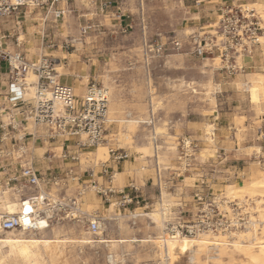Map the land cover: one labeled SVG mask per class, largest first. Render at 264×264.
I'll use <instances>...</instances> for the list:
<instances>
[{"label":"rangeland","instance_id":"374dc122","mask_svg":"<svg viewBox=\"0 0 264 264\" xmlns=\"http://www.w3.org/2000/svg\"><path fill=\"white\" fill-rule=\"evenodd\" d=\"M24 9L31 14L29 20L35 17L36 25L45 30V48L49 50L39 52L37 59H53L61 83L73 82L79 96L93 84L109 93L105 142L83 150L78 161L82 173L88 176L96 165L109 163L110 148H124L143 157L135 169L140 185L146 176L155 179L154 165L151 171L139 169L147 165V157L153 161L158 158L161 168H175L179 156L181 139L172 136L168 122H173L172 131L178 135L185 128V120L194 119L199 124L189 130L194 132L191 140L199 145L196 160L200 168L187 176V188L194 190L196 176L204 174L208 186L223 201L230 192L239 197L233 204H225L234 209L239 228L208 236L220 237L215 239L220 251L232 248L239 235L245 239L248 231L253 234V225L260 229L264 226V198L248 189L230 188L249 186L264 177V98L260 107L252 104L241 84L248 75H264V20L258 19V14L264 12V0H65V14L60 19L46 9ZM230 9L249 26V36L260 38V44L254 45L251 55L236 60L233 57L228 64L219 54L198 56L191 39L212 34V26ZM199 18L201 26L195 25ZM20 41L24 42L22 34ZM174 41L183 45L181 51L175 50ZM157 43L164 45L162 56L155 52ZM235 65L237 71L232 70ZM151 118L155 119V128L143 123ZM154 130L161 138L157 151L150 142ZM167 133L169 136L164 138L162 135ZM168 147H173L176 155H168ZM43 152L37 151L35 158L43 157ZM164 175L168 177V173ZM123 184L124 176H117L116 185L121 189ZM177 188L186 195V208L192 209V192ZM174 190L163 194L166 197ZM84 201V210L99 213L104 219L98 234L91 233L85 223L70 220L53 221L46 233L37 236L25 235L21 230L0 233V264H214L209 257L216 256V250L196 252L198 241L206 238L207 246L212 243L210 237L170 248L166 242L170 236L156 212L159 206L131 214L132 210L120 212L115 205L103 207L93 193H88ZM170 201L175 204L177 198ZM154 213L158 214L160 227L150 216ZM133 238L152 242L132 243ZM101 239L110 240V244H101ZM244 241L245 246L251 245ZM241 261L237 258L234 264Z\"/></svg>","mask_w":264,"mask_h":264},{"label":"built area","instance_id":"2783aa9c","mask_svg":"<svg viewBox=\"0 0 264 264\" xmlns=\"http://www.w3.org/2000/svg\"><path fill=\"white\" fill-rule=\"evenodd\" d=\"M64 5L65 0H0V18H10L24 8H41L60 19L65 14ZM242 20L237 14L234 15V10H227L212 26V34L193 37L190 45L198 56L219 54L225 64L233 57L236 60L249 56L254 45L260 44V38L249 36L247 29L250 28L242 24ZM8 38L0 36V62L6 64L14 94L7 106L0 105V192L18 196L20 207L15 214L0 212L4 232L36 230V221L46 219L50 224L56 220L85 223L91 233L98 234L104 219L99 213L91 214L83 209L88 193L95 194L109 207L117 206L124 213L142 202L144 210L159 206L164 229L170 237L194 238L239 228L234 209L225 205L233 202L226 198L223 201L219 194H215L204 174L196 176L197 184L191 196L194 204L192 209L186 208V196L179 193L177 186L182 185L187 176H192L193 170L200 168L196 160L199 145L189 137L181 138L175 168H161L156 159V202L141 200V188L135 182L121 189L113 187L115 175L106 168V163L101 167L107 185L101 184L93 173L87 181L82 180L72 169L51 176L38 172L34 161L35 148L40 142L60 144L65 148L61 158L71 161H79V157L70 156V141L79 149L99 147L105 142L109 93L104 87L93 84L88 86L83 96L77 95L74 87L60 82L53 59L40 57L30 62L21 52H13L5 47L4 41ZM16 44L20 46L19 38H16ZM172 45L175 50L183 49L178 41ZM155 47L158 56H162L164 45L157 43ZM232 70L237 71V65ZM31 74L37 77L34 83L28 81ZM32 86L34 92L30 96ZM143 123L154 127L155 119ZM55 155L47 154L46 159L51 162ZM130 157V153L124 149H109V162L114 165ZM203 165L202 172L206 170ZM165 173H168L167 178ZM70 182L78 183L75 195L57 193L58 190H68ZM171 188L175 189L174 193L165 197L163 191ZM26 190L30 193L25 194ZM173 198H177L175 204H171Z\"/></svg>","mask_w":264,"mask_h":264},{"label":"crops","instance_id":"0c3cea01","mask_svg":"<svg viewBox=\"0 0 264 264\" xmlns=\"http://www.w3.org/2000/svg\"><path fill=\"white\" fill-rule=\"evenodd\" d=\"M36 11V10H35ZM30 14L26 9H22L18 14H15L14 16L10 18H0V36H8L9 38L4 41L5 47L10 50V51H15V52H21L24 54L26 60L32 62L37 60V57L39 56V52L41 53L44 50H49L48 47L45 48V39H44V27L43 32L41 31V25H36V18H32L29 20L27 17ZM23 16V17H22ZM200 16V14H199ZM25 20V21H20V20ZM198 22H195V25L201 26V21L200 18L197 20ZM205 22V19L203 20ZM23 27L25 28H22ZM18 26V27H17ZM121 27H123V22H121ZM126 27H129V25L126 24ZM21 34L24 37V42L21 41V44L19 47H17L16 44V38H21ZM23 45V46H22ZM13 46L12 50L11 47ZM65 84L70 85L72 87H75V84L73 82H65ZM13 90L11 87L10 80L8 78L7 74V67L4 62H0V105H8L10 103V97L13 96ZM218 120L215 118L214 119V125H217ZM169 130L173 133L172 136L176 137V139L180 140L183 137H190L191 133L190 132V127L192 125L199 124L197 120H190L186 119L185 120V128L183 131L179 132L178 135H176L175 131L172 129L174 126L172 125L173 122L169 121L168 122ZM155 128V126L153 127ZM170 132V133H171ZM155 130L152 135H150V142L154 144V148L157 151L159 147L157 144L160 143L161 138L159 135H155ZM157 134V133H156ZM164 138L168 137V133L165 135H162ZM216 137V134L214 135ZM192 137V136H191ZM190 137V138H191ZM69 145V154L70 156H80L83 154L84 149H79L76 146H74V142L70 141ZM59 146V147H56ZM120 149V148H119ZM124 149V148H121ZM126 150V149H124ZM37 151H44L43 152V157H37L36 160L34 161V166L35 169L38 172H41L47 176H51L54 174H63L64 171L68 169H72L75 175H78L82 178V180L87 181L91 174L86 175L87 173L81 172V162L79 163L78 161H71V160H66L61 158V153L62 151H65V148L63 149L61 145L59 144H52V143H44L40 142L36 148H35V154ZM129 151V150H126ZM220 151V150H217ZM168 155H176V150L173 147H168L166 148V151ZM131 157L129 160L122 162L118 165H114L111 162L106 163V168L112 172L115 177L113 179V187L120 189L116 185V177L117 176H124V184L121 188H124L128 186L131 182H135L140 188H141V200H148V201H154L158 197V189L155 186V179L153 176L149 175L143 178V183L140 185L138 181V176L136 173V168L138 166V161L139 158H143L140 156L138 153H133L129 152ZM47 154H56L55 157L51 159V162H49L46 159ZM155 162L156 160H150L147 157V165L146 166H140L139 169L141 172L145 171H151V167L154 165L155 167ZM104 164V163H103ZM102 164L96 165L92 169L93 175L96 177V179L103 185H107V180L105 177L102 176ZM151 168V169H150ZM168 168V167H167ZM170 168V167H169ZM187 177L185 178L184 182L182 185L179 187H184L185 192L191 193L193 190L187 188V185L185 183ZM153 181V182H152ZM78 183L73 182L69 184V189L68 190H58V194H68V195H75L76 193V187ZM180 190V189H179ZM30 192L26 190L25 194H29ZM185 195V194H184ZM186 196V195H185ZM10 197H14L13 195H10ZM101 204L103 207L105 206L104 202L99 198ZM85 203V201H84ZM143 202L138 206H132L129 208L126 212L128 211H138L143 209ZM121 212V210H120ZM125 212V213H126Z\"/></svg>","mask_w":264,"mask_h":264},{"label":"bare ground","instance_id":"6f19581e","mask_svg":"<svg viewBox=\"0 0 264 264\" xmlns=\"http://www.w3.org/2000/svg\"><path fill=\"white\" fill-rule=\"evenodd\" d=\"M258 19L264 20V12H261L258 14ZM60 76H61V74H59V77ZM30 77L33 78V80H31L30 82L34 83L37 81V77L34 74H31ZM241 84H242L243 88L245 89V91L248 92V94L250 95L251 103L260 107V104H261L260 102L262 101L261 98L262 97L264 98V75H248L246 81L244 83H241ZM31 91H32V93L34 92L33 86L31 88ZM30 95H32V94L30 93ZM127 122H130V121H127ZM131 122H133V121H131ZM135 123H138V122L135 121ZM205 154L207 155V153H205ZM209 156H210V153H209ZM230 188L248 189V190L252 191L253 194H255V196H259V197L264 198V177L262 180L252 181L249 186L236 187L234 185V186H230ZM226 199L230 200L231 202H234V201L238 200L239 197L235 192H230V194L228 195V197ZM0 203H2L1 204L2 206L0 205V212H2V213L4 212L6 214H15L18 212L19 207H20L19 197L15 195L12 198V197H10V195L7 192H2V193L0 192ZM263 205H264V202H263ZM165 210L168 211V208H166V205H165ZM156 212L159 214V210H156ZM165 213L167 214V212H165ZM158 214L154 213L150 216L152 217V219H154V222H156L158 224V227H160L159 225L161 222L158 220V216H157ZM162 222H163V220H162ZM251 224H253L252 220L250 221V223L248 225L250 226ZM263 225H264V209H263ZM253 226H254V229H253L254 233L251 234V232L248 231L245 235L246 241L248 242V244H251L250 246H245L244 245L246 243L244 241L245 239H243V237L241 235H239V237H238L239 239L233 243L232 248L224 247L223 249L218 251L220 247H219V243H217V241H215V239H220V237L219 236L218 237H212V236H208V234H203V235H200L198 237H200V238L203 236L210 237V240L212 243L210 245L206 246V244L208 243L207 239L201 238L198 241V247H197L198 249L196 252H197V254H199L202 251H205V249L216 250L217 255L212 256L213 258L209 257V259L214 260V264H224L225 259L230 260L229 264H234V263H236L237 258L242 259L240 264H264V226L261 229L259 228V225H253ZM49 227H50L49 221H47L46 219H39L35 223L36 230L29 231L28 229H22L21 231L25 235L28 234L29 236H37L38 234L46 233V230ZM257 229H260V231H261V233H260L261 238H259L257 236V233H258ZM0 233H6L1 229V220H0ZM236 234H238V233H236ZM198 237H194V238L169 237V238H166V240H167L166 242H169L170 246H171L170 248L174 249V248H176V245H173V244H181V243H184V242L189 241L191 239H198ZM222 237L225 240H227V238L225 236H222ZM234 239H235V237H234ZM225 240L222 241V243L226 245L227 242H225ZM147 241L152 242L151 240H147ZM147 241L145 239L139 240V239L133 238L132 243L147 242ZM99 242L101 244H107V245L110 244V240H106V239H101ZM172 242H174V243H172ZM48 243L49 242H46L44 244L48 245ZM228 243H229V241H228ZM252 244H254V245H252ZM198 259L196 258V260H198ZM110 260L114 262V257L111 256ZM191 261L193 263L195 262V256H192Z\"/></svg>","mask_w":264,"mask_h":264},{"label":"snow or ice","instance_id":"6c2138e0","mask_svg":"<svg viewBox=\"0 0 264 264\" xmlns=\"http://www.w3.org/2000/svg\"><path fill=\"white\" fill-rule=\"evenodd\" d=\"M28 211H31V209H28ZM25 223H27V221H25Z\"/></svg>","mask_w":264,"mask_h":264}]
</instances>
